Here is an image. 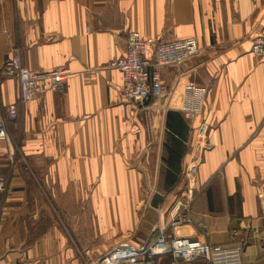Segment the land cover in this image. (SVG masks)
<instances>
[{"label": "crops", "instance_id": "crops-1", "mask_svg": "<svg viewBox=\"0 0 264 264\" xmlns=\"http://www.w3.org/2000/svg\"><path fill=\"white\" fill-rule=\"evenodd\" d=\"M130 30L198 39L178 81L176 68L162 71L170 96H122L109 63ZM261 31L264 0H0V264H95L119 243H147L189 177L194 223L168 232L201 238L202 223L210 244L264 264V64L252 52ZM15 46L24 66L65 71L66 90L19 102L6 70ZM189 81L208 91L202 116L183 110Z\"/></svg>", "mask_w": 264, "mask_h": 264}, {"label": "built area", "instance_id": "built-area-1", "mask_svg": "<svg viewBox=\"0 0 264 264\" xmlns=\"http://www.w3.org/2000/svg\"><path fill=\"white\" fill-rule=\"evenodd\" d=\"M127 49L123 56L110 61L109 66L120 70L123 74L122 96L130 103L141 104L154 102L168 97L174 91L166 85L162 78V71L166 67L177 69L175 80L178 81L184 74L185 64L197 56L201 46L196 37L165 38L143 36L139 32L130 30L127 33ZM252 52L264 64V31L253 34ZM9 75H14L19 82L18 101L22 103L40 97L52 91L63 93L67 86V73L59 68L42 70L31 69L22 63L21 51L15 46L11 57L6 64ZM208 91L200 88L194 82H187L183 91V110L192 116H202L207 103ZM11 118L19 114L17 103L7 108ZM208 134V125L202 122L198 129V136L204 139ZM7 136V125L0 117V140ZM206 149L212 148L206 143ZM194 167L190 169L192 175ZM188 175V176H189ZM183 198L177 199L168 209V225L158 228L157 236L141 245L122 242L106 253L95 264H160V260L171 257L173 264L203 260L208 264H244L241 246L223 247L212 245L207 239L210 236L208 228L199 223L198 235L194 238L188 235H178L175 228L192 225V200L194 184L191 177ZM3 189V184H0ZM264 206V199L261 200ZM173 230L171 233L168 230ZM264 250V243H263Z\"/></svg>", "mask_w": 264, "mask_h": 264}]
</instances>
